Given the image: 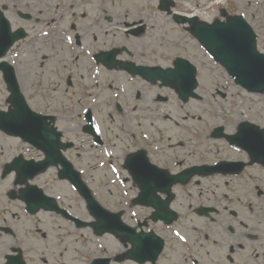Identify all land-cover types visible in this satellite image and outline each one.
<instances>
[{
  "label": "rangeland",
  "instance_id": "obj_1",
  "mask_svg": "<svg viewBox=\"0 0 264 264\" xmlns=\"http://www.w3.org/2000/svg\"><path fill=\"white\" fill-rule=\"evenodd\" d=\"M173 2L175 11H190L184 8L185 3L188 2L193 6V11L205 15L201 16L203 19L206 16H212L209 6L200 8L207 0H173ZM2 4H6L12 13L18 9L25 12L41 11L38 15V17L41 16L39 22L41 25L38 23L39 25L33 28L34 32L39 34L42 32L41 26L45 24V20L54 17L62 18L66 16L63 14L66 12H69L67 16H70V21L73 17L77 19L74 14L80 17L77 20L81 24L75 31L81 40L80 46L73 43L75 32L69 35L66 24L63 23L59 27L61 37L64 36L60 39V44H42L39 49L46 58L60 57L66 63V66L59 69L58 73L52 69L53 67L47 66L43 59L41 67L35 71H33L35 66L27 70L26 58H30L31 54L28 53L24 41L18 44L14 54L8 58L13 59L18 66V75L21 81H24L21 89L31 108L39 112L50 113L51 111L61 114L63 120H59V128L63 130L65 137L75 140L78 146L71 151L72 161L78 169L82 170L99 202L111 211L123 209L127 222L135 214L147 215V210L128 207V199L135 192L128 190V183L122 181L124 171L115 163L106 164V162L109 158L122 156L131 143L138 144L146 141L150 144H146L150 149V147L154 148L155 139H159L166 148L164 151L160 150L161 154H156L152 158L163 166H166L167 161L176 163L178 159L182 160V166L170 165V168L177 171L192 161L211 162L222 158L243 157L241 151L230 147L224 140L206 142L201 133H206L211 127L218 126L224 120L237 119L238 112H245L248 115V111L252 113L253 109L264 113V94L257 96L245 94L243 91L240 93L239 89L229 82L222 68L216 67L211 58L206 56L194 42L191 35H188L181 25L174 24L170 17L156 13L143 18L142 13L158 5V0H0V5ZM105 16L111 17V22L103 19ZM130 17H136V21L142 24H147L150 18H158L162 26L157 30H153L151 25L147 26L148 33L145 35L124 36L121 29ZM84 26L89 29H84ZM118 45H124L128 49V53L122 51L123 59L130 58L139 63L169 64L172 55L186 57L198 67L197 90L201 99L197 101L190 99L187 104H182L177 100L176 95L166 88H158L142 82L137 84L134 79H129L124 73L118 80L113 76V71H104L98 66L95 68L89 61V56L97 48L107 49V47ZM129 52H132V57ZM76 56H87L89 65L86 63L81 68L75 62ZM204 74H211L210 79ZM89 75H95V79L87 80ZM35 80L38 82L36 83ZM138 90L142 92L140 98L135 97ZM222 92L226 94V97L219 96ZM6 96L7 92L0 76V108H7ZM243 96L251 109L246 103L244 104ZM239 98L243 100L240 101ZM116 104L121 105L120 112L116 111ZM87 107L95 113L97 127L109 145L97 149L89 147L91 142L89 137L79 128L83 124L82 115ZM165 114L172 118L177 115L175 121L178 125L164 120ZM187 116L194 118L183 121ZM235 125L236 122L232 131ZM227 132L231 133L230 130ZM195 135H199L198 138L194 137ZM177 139L187 143L193 141V144H183L182 150L177 153L178 147L171 149L167 146L170 140ZM10 141L4 135L0 138V166L2 161H10L15 155L24 154L28 158H34L37 155L29 145L23 142H20V145L16 144L18 142L16 139ZM76 153H79L78 156ZM112 165L115 169L110 168ZM256 172L251 168L243 177ZM257 176L264 177V173L258 172ZM237 180L241 179L237 178ZM9 185V179L0 180L1 191L9 188ZM221 187H224V191H228L233 199L226 205L228 209L236 210V217L226 215L225 218H233L235 234L224 232L217 223L214 227H209L206 219H200L187 212L189 210L186 203L189 202H184L181 198L190 197L189 206H191L192 199L203 195L197 187L191 188L181 196L178 194L179 219L170 227L162 224H156L153 227L166 239L167 246L158 264H181V256H184V253L178 255L177 252L187 245L195 246V249L200 251L197 243L203 233H209L210 240H215L221 235L219 240L225 243L244 240L246 238L244 233L264 235V225L254 223L257 218H253L256 216L248 208L247 198H245L248 188L244 187L243 183H229V181ZM52 191L60 196L64 205L72 206V212L76 217L91 220L82 199L74 193L69 184L59 182L53 186ZM0 200H5V204L0 207L6 210L12 219H15L16 238L27 241L35 252V256H38L39 251L53 255L49 256L45 264H59L61 261L66 264H88L96 256H112L123 249L121 243L109 234L98 237L91 233L90 228L76 229L71 223L52 215H36L28 218L19 212L21 208L17 203L7 201L3 197H0ZM230 202L233 203L229 204ZM240 219L246 223H249V220L253 221L243 227V224L237 225L241 222ZM16 242L20 244L9 237L1 238L0 250H5L8 245L16 244ZM50 242L54 245L46 249L45 244L49 245ZM55 244H63L71 251L66 261L58 256L59 247ZM113 264L129 263L115 262Z\"/></svg>",
  "mask_w": 264,
  "mask_h": 264
},
{
  "label": "water",
  "instance_id": "obj_2",
  "mask_svg": "<svg viewBox=\"0 0 264 264\" xmlns=\"http://www.w3.org/2000/svg\"><path fill=\"white\" fill-rule=\"evenodd\" d=\"M199 26L194 32L197 34L203 45L208 48V50L213 53L215 56L220 57V59L229 65V70L231 75L235 77L236 82L244 87L254 90H263L264 88V59H257L255 56V40L254 37H250L248 45H245L246 48L237 51L240 55L239 59H235L236 64H232V59H230L227 52H222L216 49L215 45H212V41L216 44H239L240 43V33L237 34L235 31L239 32V26H227L226 28L213 29L210 26L202 25ZM218 31V32H217ZM217 32V34H216ZM11 37L7 33V40ZM179 61V60H178ZM184 64V65H183ZM178 65V66H177ZM175 78L182 76L185 79V84H181L177 80L173 84L174 87L178 90L180 96L183 100L189 95H193V89L196 86V80L194 78L195 70L194 68L186 67L185 63L177 62L176 63ZM187 70H186V68ZM7 81L9 84V89L11 91L10 100L12 102L13 108L10 109L8 113L0 114V127L7 131L8 133H13L20 136L25 141L30 142L32 145L35 144L41 148L43 152H46L47 158L43 163H24L21 160H15L12 164L17 171L18 180L23 181L27 174H22L25 168L31 169L30 177H33L36 172L44 171L49 164H56V161H59L65 167L62 170L63 177L68 178L70 174V166H65L60 155L57 156L56 152L57 147L53 145L50 139L54 138L56 134L53 129H49L48 123L46 122L44 116L37 115L28 108L25 97L19 92L18 86L12 83L11 76L8 74V70L5 69ZM256 72L257 80L253 79L252 74ZM145 73L150 76L151 73L145 70ZM258 137H261L258 135ZM156 172H145L135 176L137 180L142 184V195L141 202L151 204L156 211L153 215V219L157 220L158 218L164 220L165 223H170L172 218L175 217L174 213L169 210V199L166 201H157L153 195L157 190H165L168 192V185L163 188L161 187L159 181L157 180ZM68 175V176H67ZM70 181L78 189L79 194H82L86 199V205L91 216L96 218V221H93L90 226L94 228V231L98 235L104 234V232H110L114 236L119 237L123 241H129L131 243V249L127 252L125 257L132 258L136 261L144 262L145 260L154 261L157 255L162 249V239L155 235L153 232H148V234L143 233L142 231L136 232L135 227H131L127 224H124L121 221L120 212L111 213L103 206H101L94 196L90 193L89 189L80 180L79 174L74 173V177L70 178ZM27 199L29 202L31 197H36L37 199L41 198L40 191L34 190L33 188H27ZM150 199V200H149ZM51 200V199H50ZM53 201V200H52ZM37 202V201H36ZM34 203V206L36 205ZM48 200L39 199V206L48 209H55L54 206L48 204ZM30 205V204H29ZM31 206V205H30ZM32 207V206H31ZM35 208V207H34ZM167 209V211H166ZM79 225L85 224V222L78 223ZM110 259H94L92 264H109Z\"/></svg>",
  "mask_w": 264,
  "mask_h": 264
},
{
  "label": "flooded vegetation",
  "instance_id": "obj_3",
  "mask_svg": "<svg viewBox=\"0 0 264 264\" xmlns=\"http://www.w3.org/2000/svg\"><path fill=\"white\" fill-rule=\"evenodd\" d=\"M7 6H5V9ZM259 11L256 12L254 11L252 13L253 21L255 25L263 31L262 34V42H263V47L262 50L264 52V0L262 2V5L258 7ZM35 19V22H37V19ZM136 98H140L142 92L139 90L136 91ZM52 113V114H50ZM50 115L55 116L56 122H58V119L61 121L63 120L61 114H54L53 112L50 111ZM83 121L85 119L86 122V117L84 114L82 115ZM85 124V123H84ZM100 136V135H99ZM63 138V137H62ZM101 138V137H100ZM93 142L91 143V146H95L96 148L105 145V139L101 138V144H96L95 138H92ZM146 141L138 144L131 143L130 146L128 147V150H125L127 153H133V152H138L142 151L145 153V155L150 159H152V156L154 157L156 154H161L160 150L164 151V148L162 145H160V142L158 140H155L154 147L157 152L152 151L153 147L150 149L148 148V145ZM150 145V144H149ZM69 159L70 157L66 155ZM177 165L180 164V162L176 163ZM138 163L136 162V165L132 166L134 169L135 166H137ZM168 166L173 165L171 161H167ZM165 168V167H163ZM124 169V168H122ZM261 193V192H260ZM259 193V194H260ZM223 198H227L224 196ZM218 205L215 207V211H217V218L211 219L207 218L208 220L210 219L211 223L218 222V226L220 228L226 229L227 231L233 233L235 230L232 218H220L221 215L219 212L220 210L217 209ZM262 208H264V204H262ZM227 216H231L232 212L229 214H225ZM263 218L259 219L258 221H255L254 223L256 224H262L264 225V215H261ZM253 220H249V223ZM243 224L239 222L237 225ZM14 222L10 219H7L6 217L0 216V228L3 230H0V235L1 234H13V228ZM5 229H9L11 231H5ZM261 250V252H259ZM7 251L11 253L10 255L16 256L20 254L21 260L25 264H45L44 262V251H39L38 256H35V252L32 250V247L29 245L25 244H16L14 246H10L7 248ZM191 254V253H190ZM242 254V255H241ZM195 257H198L199 259L189 261L187 264H264V235H251L248 236L247 241L245 243H240L238 241H228L226 243H222L220 241H216L214 244L209 243V245L204 249L203 252L198 253L194 255ZM193 256V257H194ZM34 257V260H33ZM5 259H3V262Z\"/></svg>",
  "mask_w": 264,
  "mask_h": 264
},
{
  "label": "bare ground",
  "instance_id": "obj_4",
  "mask_svg": "<svg viewBox=\"0 0 264 264\" xmlns=\"http://www.w3.org/2000/svg\"><path fill=\"white\" fill-rule=\"evenodd\" d=\"M154 24V25H153ZM151 25V28H157V27H160V24L158 22H154V21H151L150 23Z\"/></svg>",
  "mask_w": 264,
  "mask_h": 264
}]
</instances>
